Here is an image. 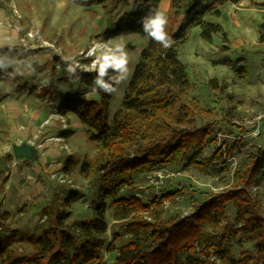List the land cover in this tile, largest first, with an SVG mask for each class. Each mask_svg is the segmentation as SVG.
<instances>
[{"label":"trees","instance_id":"1","mask_svg":"<svg viewBox=\"0 0 264 264\" xmlns=\"http://www.w3.org/2000/svg\"><path fill=\"white\" fill-rule=\"evenodd\" d=\"M159 1H113V9L120 3L126 8L102 33L103 39L135 33L146 36L147 43L111 116L110 99L116 90L106 92L98 86V99H88L77 88L59 94L58 113H73L97 146L95 155L79 166L80 175L94 189L90 199L93 214L70 218L68 207L79 198L77 190L52 189L40 211L45 223L37 231L9 230L0 216V264H101L104 248L116 251L113 264H264V213L260 200L249 191L252 183L262 180L264 150L241 162L232 185L211 194L183 217L162 205L163 199L176 196L182 188H165L159 196L143 200L135 189L125 187L136 175L171 162L206 170L214 159L226 166L225 156L237 145L217 146L202 156L207 143L215 141L210 130L217 121L213 109L204 108L190 96L192 82L178 48L187 40V30L196 25L199 35L211 41L222 25L204 17L219 16L222 4L238 0H170L166 32L173 43L167 49L143 28V20L158 11ZM243 60L244 56L235 60L223 56L218 63L236 68ZM70 66L74 71L68 78L79 85L90 86L100 76L99 70ZM117 75L109 67L102 79L117 89L119 84L111 79ZM12 80L18 83L16 76ZM209 83L223 89L212 79ZM21 87L27 90L28 84ZM61 135L67 136V130ZM74 165L73 156L68 155L62 168L68 172ZM229 205L235 210L233 217L227 214ZM109 206L115 223L111 241L106 219ZM114 241H118L116 246ZM245 241L252 242L253 248L243 247ZM15 242L22 248L15 247Z\"/></svg>","mask_w":264,"mask_h":264},{"label":"rangeland","instance_id":"2","mask_svg":"<svg viewBox=\"0 0 264 264\" xmlns=\"http://www.w3.org/2000/svg\"><path fill=\"white\" fill-rule=\"evenodd\" d=\"M113 1L0 0V48L6 51H0V216L9 230L37 231L45 223L40 211L52 189L77 190L79 198L68 207L70 218L93 214L90 199L94 189L76 166L79 161L92 158L97 146L88 138L85 125L73 140L58 133L59 129L67 128L70 118L56 115L59 113L54 109L60 92L80 87L94 92L98 99L95 81L90 86L79 85L75 79L66 81L68 68L76 62L79 66L100 65L111 50L123 45L128 55L129 75L119 83L110 99V116L119 107L147 37L132 33L103 39L105 21L100 16L103 9L110 14L116 10L118 14L126 8L125 3H120L113 9ZM220 10L219 16L208 14L204 18L219 22L222 31L206 41L199 35V25L189 28L187 40L179 45L178 55L186 63L192 82L190 96L215 112L217 123L210 130L215 141L207 143L202 156H208L217 146L235 142L237 145L229 157L225 156L227 165L220 166L213 159L206 170H201L171 162L136 175L132 184L125 186L135 189L143 200L159 196L165 188H182L176 196L162 201L164 208L180 213L181 217L195 211L211 194L232 185L234 172L241 162L252 153L264 150V0L227 1ZM223 56L232 60L244 56V60L232 68L218 63ZM7 70L11 71L10 75L5 73ZM12 76H16L18 83L13 82ZM211 79L223 89L212 88ZM24 82L28 84V91L21 87ZM58 135L63 139L55 140L54 136ZM24 141L37 147V158L14 160L13 144ZM68 155L73 156L75 165L67 172L71 184L62 185L49 176L59 168L63 170ZM159 169L162 177L156 173ZM261 178L250 185L249 191L260 200L264 213V171ZM254 187L259 188L257 194ZM111 212L109 206L106 219L110 241L115 224ZM234 213L229 205L228 216L233 217ZM117 244L114 241L113 245ZM14 246L22 248L20 242ZM243 247L252 249L253 243L245 241ZM102 253L101 264H113L116 251L104 248Z\"/></svg>","mask_w":264,"mask_h":264},{"label":"clouds","instance_id":"3","mask_svg":"<svg viewBox=\"0 0 264 264\" xmlns=\"http://www.w3.org/2000/svg\"><path fill=\"white\" fill-rule=\"evenodd\" d=\"M168 23L166 15L161 11H156L154 15L147 17L143 20L144 31L155 41L159 42L165 49L169 48L173 41L165 31ZM117 54L106 56L104 62L99 67L100 76L96 79L95 83L99 88L106 92H114L116 89L109 83L105 82L102 77L107 69L111 67L118 75L111 77L117 84L124 81L129 75L128 68V55L123 49V45L117 46ZM69 72L74 71L72 66L68 68Z\"/></svg>","mask_w":264,"mask_h":264},{"label":"crops","instance_id":"4","mask_svg":"<svg viewBox=\"0 0 264 264\" xmlns=\"http://www.w3.org/2000/svg\"><path fill=\"white\" fill-rule=\"evenodd\" d=\"M169 1L170 0H160L159 1V5H158V7H159L158 8V11H161L163 13H166V11L168 9V6H169ZM115 11L110 14L108 11L105 12V10L103 9L102 13L100 14V16L102 18H104V21H105V23L103 24L102 33L111 26L112 22L117 19V17L121 14V12L123 10L121 12H119L118 14H115ZM95 33H99V31L98 32H95ZM66 81H71V79L67 78ZM78 90L84 92L85 96L88 99H97L96 96H95V93L94 92L92 93L90 90L85 91L81 87ZM58 103H59V98L56 101V107L58 106ZM65 116H67V118H70V121L67 123V128H65V129H62V128L59 129L58 133L61 134L62 132H64L65 130H67V134L68 135L66 136V138L73 140L77 136V133L80 130H83L84 127H83V124L79 120H77V118H75V115L73 113H68ZM58 125H60V124H58ZM80 163H81V161H79V163H78V165L76 167L80 166Z\"/></svg>","mask_w":264,"mask_h":264},{"label":"built area","instance_id":"5","mask_svg":"<svg viewBox=\"0 0 264 264\" xmlns=\"http://www.w3.org/2000/svg\"><path fill=\"white\" fill-rule=\"evenodd\" d=\"M114 52L115 51L111 50L108 55L111 56V55L114 54ZM76 64H78V66ZM76 64H73L74 67H78V68H80L82 70H86V71L99 70V67L101 65V64L99 65L98 63H91L89 65H80L79 66V63L78 62H76ZM54 110H56V112H57V109L56 108ZM56 115H59L61 117L63 116V115L57 114V113H56ZM54 139L55 140H61V139H63V136H61V135L54 136ZM14 160H17V159L14 158ZM220 166H221V164H220ZM156 173L158 174L159 177H162L161 176L162 171L160 169L157 170ZM49 177H50L51 180L57 181V183L62 184V185L63 184H69V185L71 184V180L69 179V174L66 171H64V170H62L60 168L57 171H54L53 173H50V176ZM262 186L264 188V184ZM71 187H73V186H71ZM71 189H73V188H71ZM253 189L255 190L254 191V194H255L256 191H257V189H259V188L258 187H254ZM137 196H138V194H137ZM163 202H165V201H163ZM262 204H263V209H264V200H263V203ZM45 219H46V217L43 216L41 220L44 221Z\"/></svg>","mask_w":264,"mask_h":264},{"label":"water","instance_id":"6","mask_svg":"<svg viewBox=\"0 0 264 264\" xmlns=\"http://www.w3.org/2000/svg\"><path fill=\"white\" fill-rule=\"evenodd\" d=\"M13 155L15 159L25 158L33 160L37 158V147L28 141L14 143Z\"/></svg>","mask_w":264,"mask_h":264}]
</instances>
